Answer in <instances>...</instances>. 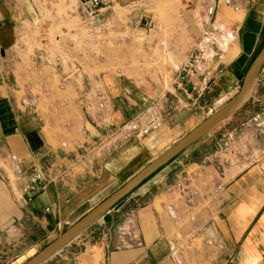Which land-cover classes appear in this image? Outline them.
I'll list each match as a JSON object with an SVG mask.
<instances>
[{
    "label": "crops",
    "instance_id": "obj_1",
    "mask_svg": "<svg viewBox=\"0 0 264 264\" xmlns=\"http://www.w3.org/2000/svg\"><path fill=\"white\" fill-rule=\"evenodd\" d=\"M200 1H187V17ZM232 1L236 47L233 54L223 51L226 61L214 72L218 87L236 79L252 39L256 44L264 32V0ZM51 18V0H0V263L40 251L147 166L153 150L177 136L185 116L204 109L205 86L197 77L200 91L173 88L161 98L172 110L144 137L148 143L113 145L145 120V107L106 75L64 69V57H52ZM47 61L61 68L42 70ZM218 153L175 158L43 264H264V170ZM14 164L24 173L12 182L7 170ZM33 167L66 175L28 199L22 187ZM141 199V206H131Z\"/></svg>",
    "mask_w": 264,
    "mask_h": 264
},
{
    "label": "rangeland",
    "instance_id": "obj_2",
    "mask_svg": "<svg viewBox=\"0 0 264 264\" xmlns=\"http://www.w3.org/2000/svg\"><path fill=\"white\" fill-rule=\"evenodd\" d=\"M81 1L51 0L56 17L51 18L54 22L53 29L49 32L53 42L51 53L52 57L57 54L64 57L63 67L66 70L79 68L89 75H106L113 84L121 83L127 88L129 95L145 107V120L138 124L141 126L132 124L125 135L114 138L113 145L126 141H136L133 142L136 145L148 143L144 137L154 128L153 124H159L172 110L170 103L161 98L168 99L171 96L176 70L196 49L206 24H213L218 30L221 28L224 31L222 39L218 31L213 36L222 51L219 57L212 56L206 60L207 86L199 99L204 109H197V114L192 117L185 116L186 118L182 119L183 128L177 136L154 149L153 155L149 156L150 160L164 153L175 141L234 98L240 90L249 65L264 45L263 32L262 36H258L256 44L252 39L249 52L239 61L236 79L218 87L215 85L214 72H219L221 59L226 61L223 51L228 50L233 54L236 47L232 36L235 35L237 25L232 23L231 17L236 16L238 12L234 10L232 0H202L192 7L193 16L188 17L184 12L188 0H138L123 4L116 0L106 5H103L105 0H101L100 10L92 22L83 17ZM213 7L214 11L211 13L210 9ZM222 8L226 10L225 16L220 15ZM47 15L48 12L45 17H48ZM144 18L151 19L153 24L145 27ZM187 21L191 23L190 28L185 24ZM57 37H60V40L56 41ZM248 40L247 38V44ZM40 67L42 70L50 67L61 68L60 64L53 61L44 62ZM98 89L106 93V88L101 82L98 83ZM75 113V109L66 112L65 121ZM187 151L193 160H200L216 152H219L220 159L232 158L235 155L245 165H257L264 170V66L247 103ZM187 151L181 153L177 160L183 162ZM214 160L215 158L213 162ZM12 170L11 168L7 171L11 181L15 182ZM118 185L120 187V184ZM137 189L132 193H137ZM143 203L141 199L137 203H131V206L136 208ZM69 226L62 228L61 232ZM54 239L55 237H50L40 245V249ZM16 255H23V258L18 262H15L18 258H13L12 262L3 257L0 264H23L35 253Z\"/></svg>",
    "mask_w": 264,
    "mask_h": 264
},
{
    "label": "water",
    "instance_id": "obj_3",
    "mask_svg": "<svg viewBox=\"0 0 264 264\" xmlns=\"http://www.w3.org/2000/svg\"><path fill=\"white\" fill-rule=\"evenodd\" d=\"M264 66V45L256 54L249 65L239 92L234 98L218 109L212 115L194 127L185 136L179 139L164 153L152 160L147 166L130 178L125 184L115 190L111 195L96 205L90 212L83 216L73 225L67 227L58 237L44 246L34 256L23 264H43L63 247L72 242L91 225L112 210L126 196L134 192L145 180L152 176L162 167L168 165L181 153L187 151L208 135L214 128L229 119L236 111L243 107L255 88L258 75Z\"/></svg>",
    "mask_w": 264,
    "mask_h": 264
},
{
    "label": "built area",
    "instance_id": "obj_4",
    "mask_svg": "<svg viewBox=\"0 0 264 264\" xmlns=\"http://www.w3.org/2000/svg\"><path fill=\"white\" fill-rule=\"evenodd\" d=\"M226 3L230 5L229 2ZM101 4V0L81 1L80 9L86 21L92 22L95 20L100 10ZM234 9H237L235 5ZM213 11L214 7L210 9L211 13ZM152 24L153 21L151 19L144 18L145 27L151 26ZM217 31L218 28L215 25L206 24L204 31L201 33L199 42L196 45V49L187 56V58L176 70L173 88L177 92H183L185 95H188V87L190 85H194L193 81L197 77H203L202 83L205 87L207 86V79L205 77L206 60L212 56L219 57V53L222 52L219 44H217L214 40L215 38H213ZM194 87V90L196 91H200L201 89L196 85H194ZM156 125L153 124L154 127ZM145 131H147V129H145ZM12 169L15 177H20L24 173L22 167L19 164H14ZM64 175H66L65 170H61L58 173H50L49 171L44 170L42 167H33V171L29 174V179L24 183L22 190L27 198L30 199L37 193H40L46 185L54 182L59 177ZM179 187H181V185H179Z\"/></svg>",
    "mask_w": 264,
    "mask_h": 264
},
{
    "label": "trees",
    "instance_id": "obj_5",
    "mask_svg": "<svg viewBox=\"0 0 264 264\" xmlns=\"http://www.w3.org/2000/svg\"><path fill=\"white\" fill-rule=\"evenodd\" d=\"M159 170H160V169H159ZM159 170H158V171H159ZM145 181H146V180H145ZM143 183H144V182H143ZM143 183H142V184H143ZM142 184H141V185H142ZM141 185H140V186H141ZM140 186H139V187H140ZM129 195H130V194H129ZM129 195H128V196H129ZM126 197H127V196H126ZM126 197H125V198H126ZM125 198H124V199H125Z\"/></svg>",
    "mask_w": 264,
    "mask_h": 264
}]
</instances>
